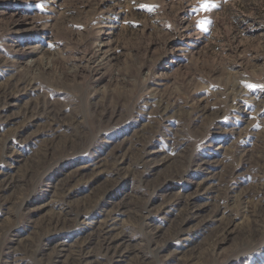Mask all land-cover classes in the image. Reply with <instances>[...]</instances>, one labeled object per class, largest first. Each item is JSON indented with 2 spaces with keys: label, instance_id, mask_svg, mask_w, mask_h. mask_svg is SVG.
Wrapping results in <instances>:
<instances>
[{
  "label": "rangeland",
  "instance_id": "1",
  "mask_svg": "<svg viewBox=\"0 0 264 264\" xmlns=\"http://www.w3.org/2000/svg\"><path fill=\"white\" fill-rule=\"evenodd\" d=\"M0 264H264V0H0Z\"/></svg>",
  "mask_w": 264,
  "mask_h": 264
},
{
  "label": "snow or ice",
  "instance_id": "2",
  "mask_svg": "<svg viewBox=\"0 0 264 264\" xmlns=\"http://www.w3.org/2000/svg\"><path fill=\"white\" fill-rule=\"evenodd\" d=\"M209 7H211V5H208V4H204V5L201 6V8H202V9H205V10H206L207 8H209ZM249 87H251V86H249Z\"/></svg>",
  "mask_w": 264,
  "mask_h": 264
}]
</instances>
